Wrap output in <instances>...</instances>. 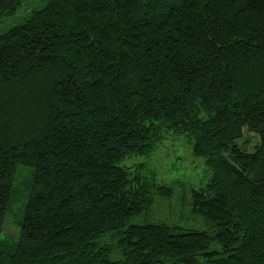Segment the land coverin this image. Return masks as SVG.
I'll use <instances>...</instances> for the list:
<instances>
[{
	"label": "trees",
	"instance_id": "1",
	"mask_svg": "<svg viewBox=\"0 0 264 264\" xmlns=\"http://www.w3.org/2000/svg\"><path fill=\"white\" fill-rule=\"evenodd\" d=\"M43 1L0 33V264H264V0ZM172 134L209 182L124 164Z\"/></svg>",
	"mask_w": 264,
	"mask_h": 264
},
{
	"label": "rangeland",
	"instance_id": "2",
	"mask_svg": "<svg viewBox=\"0 0 264 264\" xmlns=\"http://www.w3.org/2000/svg\"><path fill=\"white\" fill-rule=\"evenodd\" d=\"M45 3L43 0H28L18 8L15 14L0 16V33L23 22L25 17L32 11L42 8ZM141 162H147L156 171L158 179L167 183L184 181L187 185L198 187L209 182L212 177V172L207 168L204 160L192 153L185 135L172 134L158 147L154 154L131 156L125 160L124 164L132 165ZM21 203V200L15 203V213L20 210ZM16 215L9 216L6 220L2 237L17 238L19 235V227L15 220ZM165 216L163 212H160L156 213L154 218L157 220L165 218Z\"/></svg>",
	"mask_w": 264,
	"mask_h": 264
}]
</instances>
